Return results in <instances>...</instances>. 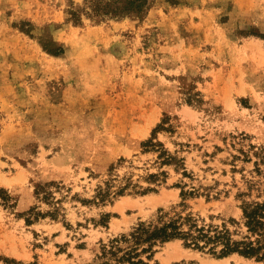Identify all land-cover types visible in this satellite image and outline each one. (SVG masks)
I'll list each match as a JSON object with an SVG mask.
<instances>
[{
    "label": "rangeland",
    "instance_id": "rangeland-1",
    "mask_svg": "<svg viewBox=\"0 0 264 264\" xmlns=\"http://www.w3.org/2000/svg\"><path fill=\"white\" fill-rule=\"evenodd\" d=\"M143 9L0 0V264H91L160 216L238 239L264 201V0ZM148 264L263 263L173 239Z\"/></svg>",
    "mask_w": 264,
    "mask_h": 264
},
{
    "label": "trees",
    "instance_id": "trees-1",
    "mask_svg": "<svg viewBox=\"0 0 264 264\" xmlns=\"http://www.w3.org/2000/svg\"><path fill=\"white\" fill-rule=\"evenodd\" d=\"M147 0H86L89 15L100 17L117 15L129 11L141 13ZM145 145H153L150 141ZM100 197L104 194L99 193ZM242 224L244 234L233 238V233L223 225L199 226L190 216L164 218L155 222H141L127 234H122L103 245L91 264H148L155 247L173 239H180L187 248L207 250L218 257L238 254L254 258L264 264V201L244 202ZM234 222V220H231Z\"/></svg>",
    "mask_w": 264,
    "mask_h": 264
}]
</instances>
